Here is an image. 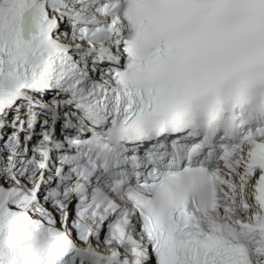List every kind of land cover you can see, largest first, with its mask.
I'll list each match as a JSON object with an SVG mask.
<instances>
[{"label": "snow or ice", "instance_id": "6c2138e0", "mask_svg": "<svg viewBox=\"0 0 264 264\" xmlns=\"http://www.w3.org/2000/svg\"><path fill=\"white\" fill-rule=\"evenodd\" d=\"M0 264H264V0H0Z\"/></svg>", "mask_w": 264, "mask_h": 264}]
</instances>
